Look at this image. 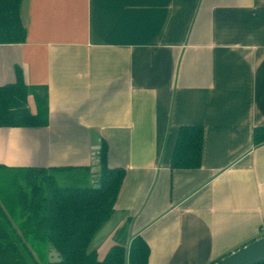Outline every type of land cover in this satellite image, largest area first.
<instances>
[{"label": "crops", "instance_id": "1", "mask_svg": "<svg viewBox=\"0 0 264 264\" xmlns=\"http://www.w3.org/2000/svg\"><path fill=\"white\" fill-rule=\"evenodd\" d=\"M20 14L0 85L19 69L47 125L1 127L0 170L90 186L104 142L125 176L90 244L99 259L140 236L147 264H213L264 236V0H22ZM185 126L203 129L201 164L171 169ZM14 225L0 207V264L39 263Z\"/></svg>", "mask_w": 264, "mask_h": 264}, {"label": "trees", "instance_id": "2", "mask_svg": "<svg viewBox=\"0 0 264 264\" xmlns=\"http://www.w3.org/2000/svg\"><path fill=\"white\" fill-rule=\"evenodd\" d=\"M21 1L0 0V44L25 41ZM33 89L24 82L19 69L14 82L0 85V128L47 125L44 96L37 94V114L30 111L28 96L34 92ZM202 139L201 127H181L171 158V169H198ZM253 142L255 145L264 143V127L253 131ZM107 152L108 147L102 142L97 154L99 172L95 184L59 187L52 173L39 171L46 174L45 187L34 185L29 195H24L23 221L20 223L23 225V238L20 237L23 247L36 251L40 245L44 250L49 246L59 255V262L49 263L44 258L42 264H147L149 249L140 236H135L128 246H111L102 259L90 247L92 239L114 215V203L125 176L123 168L108 167Z\"/></svg>", "mask_w": 264, "mask_h": 264}, {"label": "rangeland", "instance_id": "3", "mask_svg": "<svg viewBox=\"0 0 264 264\" xmlns=\"http://www.w3.org/2000/svg\"><path fill=\"white\" fill-rule=\"evenodd\" d=\"M72 175V176H70ZM60 174L58 177L55 175V180L57 186L59 187H77L81 186V182L84 181L83 173L75 174ZM46 174L44 173H20V172H10L5 170H0V207L6 214V217L10 220L11 223L15 226L16 231L13 230V234L15 232L19 235V238H23V225L20 223L23 221V210L20 208V204L23 203L24 195H29L31 189L34 185H40L41 187H45ZM11 207V208H10ZM11 214L12 218L9 217ZM12 238V236H11ZM13 236L12 242L16 243ZM22 244V241H20ZM23 245V244H22ZM42 245L38 247L36 250L41 255L37 261L42 264L45 259L43 256ZM43 247V246H42Z\"/></svg>", "mask_w": 264, "mask_h": 264}, {"label": "water", "instance_id": "4", "mask_svg": "<svg viewBox=\"0 0 264 264\" xmlns=\"http://www.w3.org/2000/svg\"><path fill=\"white\" fill-rule=\"evenodd\" d=\"M59 261L58 253L51 248L48 262L57 263ZM261 262H264V236L227 255L215 264H259Z\"/></svg>", "mask_w": 264, "mask_h": 264}]
</instances>
